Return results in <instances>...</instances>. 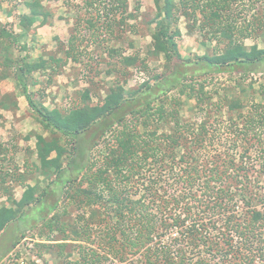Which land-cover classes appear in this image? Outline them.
<instances>
[{
  "label": "trees",
  "instance_id": "obj_1",
  "mask_svg": "<svg viewBox=\"0 0 264 264\" xmlns=\"http://www.w3.org/2000/svg\"><path fill=\"white\" fill-rule=\"evenodd\" d=\"M22 1L28 9L19 21L25 34L38 20L42 26L49 22L50 13L41 0ZM81 1L79 8L85 14L74 27L63 57L33 61L18 54L20 40L0 22V80L17 81L39 124L51 134L50 138L36 136L38 171L46 180L58 178L55 185L63 197L60 203L48 204L49 185L40 194L37 185L26 186L19 201L9 195L10 205L0 208V235L13 223L27 219V211L34 206L41 212L48 209L40 217L41 231L49 238L61 235L59 240L37 245L47 252L58 248L57 264H124L135 257L140 264H264V194L257 188L261 189L264 179V70H257L264 64V49L247 48L244 43L260 34L264 43V17L254 13L249 20L237 18L239 0H153L158 21L151 33L153 52L172 65L169 73L157 76L158 83L152 86L154 74L129 96H125L124 83H119L101 104L50 109L33 98L39 84L35 75L52 76L70 61L81 62L82 28L84 37H115L141 10L140 1L134 15L129 13V0ZM70 2L65 4L70 6ZM182 17L188 22V32L198 31L210 41L223 39L224 48L197 62L184 60L178 44ZM109 53L119 55L121 65H139L138 55ZM141 64V70L150 74L145 60ZM193 64H201L204 76L242 71L263 78L258 89L256 83L247 86L250 92L242 87L245 83L236 82L245 99L225 95L214 101L212 91L206 90L207 79L195 80L196 75L187 70L175 76L176 65ZM124 66L121 73L126 77ZM153 87L158 89L153 97L128 113H118L138 102L143 89ZM171 91L177 96H170ZM251 93L261 101H249ZM181 96L195 100L198 121L181 116ZM83 99H91L89 91ZM10 104L18 107L17 100L1 95L0 89V107L10 110ZM100 123L106 129L102 138L111 136L101 164L87 160L78 166L73 156L64 166L65 142H76ZM1 154L0 166L10 152L0 146ZM72 209L75 216L69 215ZM21 238H27L25 231ZM66 248L71 250L64 256Z\"/></svg>",
  "mask_w": 264,
  "mask_h": 264
},
{
  "label": "rangeland",
  "instance_id": "obj_2",
  "mask_svg": "<svg viewBox=\"0 0 264 264\" xmlns=\"http://www.w3.org/2000/svg\"><path fill=\"white\" fill-rule=\"evenodd\" d=\"M42 6L50 13V24L52 29L47 33V39L42 35L37 37H29L25 42L16 43V50L22 56L27 52L35 54L44 53L47 56L57 53L58 57H63V49L67 48L70 36L73 33L74 27L84 17L85 12L80 9L81 0H71L70 6H67L66 0H41ZM141 2L140 15L136 18H131L128 21V26L123 30H118L115 37H100L98 39L91 38L85 35L86 31L82 28L83 33L79 42H81L82 57L81 62L75 63L70 61L68 66L60 70L57 74L52 75L51 84H47L49 73H37L35 78L39 81L38 86L34 88V100L43 102L50 109H60L66 111L68 108L79 104L97 105L101 104L106 96L117 88L119 83H124L125 96H129L130 91L138 90L139 86L150 80V85L155 86L158 83L157 76H162L165 72L169 73L171 64L167 62L164 56H156L153 52V43L151 33L156 28L158 21H155L156 7L153 0H129V13H136V2ZM178 1V0H177ZM22 0H0V22L6 26H16L19 24L20 16L28 13V9L23 5ZM239 15L237 18L246 17L247 20L253 18V14L264 17V0H239L236 7ZM241 20V19H240ZM264 22V19H263ZM187 20L181 18L178 23V28L181 31V37L178 39L179 51L184 60H192L197 62L199 57L211 56L216 50L223 49L225 42L223 39L210 41L209 37L202 36L198 31L191 34L188 32ZM38 22L29 33L36 32L40 26ZM133 28H131V27ZM256 27V26H253ZM11 27L10 30H12ZM38 34V31H37ZM52 38V39H50ZM247 48L257 45L259 49H264L263 37L258 35L256 38L245 40ZM25 47V49H24ZM110 50H118L123 56L138 55L140 61L137 67H126L121 65L120 56L110 55ZM145 63L150 70V74H146L141 70V62ZM123 66L128 71L127 76L123 77L121 70ZM174 74L176 77H181V74L186 70L195 74V80L202 82L207 79V89L213 93L214 101L218 98L227 96H239L245 99L242 95V87L247 90L250 83H256L254 88L258 89L259 83L262 82L263 75L256 72L236 71L233 74L211 73L202 75L201 64L190 65L186 68L175 67ZM2 69V66H1ZM124 69V70H125ZM206 71H210L207 67ZM257 70H264V64L257 67ZM250 74V75H249ZM201 75V76H200ZM189 78V76H188ZM190 79H188V82ZM236 82L245 83L244 86L238 87ZM1 95L9 94L18 102V107L10 104V110H4L0 107V146L9 150L10 155L8 160L2 161L0 166V208L9 206L8 196H12L15 201L21 200L26 186L38 187V194L48 185L50 187V196L46 197L48 204H54L62 200V191L55 185L58 178L54 177L52 181L46 180L39 171V160L36 153V136L42 134L50 138L51 134L46 132L39 121L36 113L29 107L27 100L21 94L17 81L14 78L0 80ZM90 92V100L84 101V93ZM139 93L138 102L133 106H125L118 113H128L131 109L137 107L135 105L145 102L158 93V89L153 87L150 91L142 90ZM250 92V90H249ZM218 93V94H217ZM217 94V95H215ZM170 96H177V92L171 91ZM250 100L260 102L261 98L250 94ZM183 106L181 108V116L185 119H194L196 117L195 100H189L186 96H181ZM133 102V101H132ZM117 113V114H118ZM121 115V114H120ZM111 118V116H110ZM115 119V118H113ZM112 121V119H110ZM198 121V120H197ZM105 124L95 125L88 133L81 135L76 142L66 141L68 149V157L65 159V165L70 158L75 160V164L81 166L87 160L91 162H102L107 153L105 144L111 139L102 138V134L106 130L103 127ZM115 128V127H114ZM114 130V129H113ZM168 131V130H166ZM109 134V133H108ZM107 140V141H106ZM81 142V145H79ZM229 149V144L226 143ZM233 155H239L235 150L230 151ZM75 154V155H74ZM0 164L4 156L0 155ZM54 156V155H53ZM70 157V158H69ZM69 158V159H68ZM101 164V163H100ZM17 167V170L15 169ZM74 169V167H73ZM9 175L5 176V173ZM5 176V177H4ZM66 176V174H64ZM48 187V188H49ZM258 191L264 194V179H261V189L258 185ZM173 195H178L176 191L171 190ZM242 210V209H241ZM48 214V209L43 212L32 206L27 211V219L22 222H16L10 225L0 235V264H20V259H23L25 264H36L38 253L42 254V258H38L40 264H57L59 249L54 248L53 252L46 251L45 248L37 246L38 244H49L50 240H59L61 235L55 233L54 238H49L50 235L45 231H41L42 220L40 217H45ZM75 216L77 212L72 209L69 215ZM68 219V218H67ZM66 219V220H67ZM25 231L26 239L21 238ZM70 248H66L63 255H69ZM138 257L127 261L124 264H140ZM258 264V262H257Z\"/></svg>",
  "mask_w": 264,
  "mask_h": 264
},
{
  "label": "crops",
  "instance_id": "obj_3",
  "mask_svg": "<svg viewBox=\"0 0 264 264\" xmlns=\"http://www.w3.org/2000/svg\"><path fill=\"white\" fill-rule=\"evenodd\" d=\"M39 22V20L35 23V25L37 24ZM2 23V22H1ZM34 25V26H35ZM33 26V27H34ZM41 26V28H39L37 31H38V34H37V31L36 32H34V33H29V32H27V34H25L24 32H23V29L21 28V26H19V24L18 25H14V26H12V24H10V26H8V27H14V28H12V31L14 32V34L18 37V39L20 40V42H25L29 37H37V35H42V36H44L45 37V39H47V33H48V31L50 30V29H52L53 27H52V25L50 24V20H49V22L48 23H46V25H44V26H42V25H40ZM32 27V28H33ZM31 28V29H32ZM50 39H52V38H50ZM70 39V38H69ZM66 49V48H65ZM65 49H63V51L65 50ZM58 53V52H57ZM57 53H53V54H50L49 56H47L46 54H44V53H37V54H35V56L33 55V53H31V52H27V54H26V56H28V57H30V59L31 60H33V61H39V60H41V59H45V60H48L51 56H56L57 55ZM65 69V68H64ZM50 78V79H49ZM51 78H52V76L51 75H49V77L47 78L48 80H47V84H51ZM22 95V94H21ZM23 96V95H22ZM24 97V96H23ZM46 106V105H45Z\"/></svg>",
  "mask_w": 264,
  "mask_h": 264
},
{
  "label": "built area",
  "instance_id": "obj_4",
  "mask_svg": "<svg viewBox=\"0 0 264 264\" xmlns=\"http://www.w3.org/2000/svg\"><path fill=\"white\" fill-rule=\"evenodd\" d=\"M40 261H41V260L37 259V260H35L34 262H35L36 264H40ZM18 263H20V264H25V262H24L23 259H20Z\"/></svg>",
  "mask_w": 264,
  "mask_h": 264
}]
</instances>
